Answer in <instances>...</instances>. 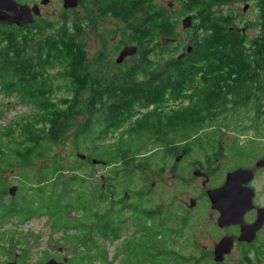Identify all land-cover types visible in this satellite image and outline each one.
Segmentation results:
<instances>
[{
    "label": "trees",
    "instance_id": "obj_1",
    "mask_svg": "<svg viewBox=\"0 0 264 264\" xmlns=\"http://www.w3.org/2000/svg\"><path fill=\"white\" fill-rule=\"evenodd\" d=\"M91 1L98 12L113 14L121 24L123 39L137 46L129 61L110 67L108 63L102 64L104 52L93 58L91 64L87 61L80 39L84 27L90 25L88 18L64 19L62 25L45 36L39 33L50 28L46 25L38 32L37 28L43 27L41 22L22 28L0 23V90L14 93L19 103L33 104L40 112L34 121H25L21 135H14L11 127L0 133V176L5 170L21 169L18 180L21 190L27 192L20 202L12 198L6 201L5 187H1L0 248L8 233L1 228L3 223L15 219L21 224L34 216L53 217L56 229L65 233V243H86L88 248H97V237L112 242L119 238L125 225V219L117 212L105 218L93 213L96 225L88 227L70 225L68 217L74 212L88 217L92 207L105 203V194L111 189L107 182L86 187L91 174L83 169L96 165L92 159L116 167L112 176L124 173L129 177L131 165L144 168L154 158L141 153L144 139L155 137L156 144L161 142L155 148L163 146L165 158L175 149L167 146L170 142L188 136L195 139L200 131L208 129L219 132L232 127L230 131L234 132L242 129L244 123L251 125L264 119V114H255L251 120L243 116L226 124L233 111L236 116L248 104H259V108L264 105L256 96L257 91L264 90L263 84L256 82V77L264 75V38L251 42L255 45L253 50L245 49L244 35L231 29V23L213 11L216 5L231 0H180L187 13H193L197 21L193 27L200 29L201 35H194L193 49L184 58L165 62L152 56L168 46L170 42L166 40L172 39L176 22L155 4L156 0ZM191 89L188 114L166 115L162 123L161 116L148 112L143 114L147 119L142 123L138 120L137 125H130L140 111L152 105L154 110H161L163 102L187 98L185 91ZM58 90L62 96L56 98ZM67 138L73 142L74 152L85 157L84 160L77 157L80 167L65 170L63 163L53 157L31 179L26 173L30 165L51 155L52 149ZM230 145L238 154L241 148L238 143ZM65 173H68L66 182L61 184ZM130 208L133 217L138 214L144 217L143 229L149 230L155 213ZM113 214L116 216L112 217ZM71 229L76 233L70 236ZM98 257L106 262L104 250ZM81 261V256L74 257L71 263Z\"/></svg>",
    "mask_w": 264,
    "mask_h": 264
},
{
    "label": "rangeland",
    "instance_id": "obj_2",
    "mask_svg": "<svg viewBox=\"0 0 264 264\" xmlns=\"http://www.w3.org/2000/svg\"><path fill=\"white\" fill-rule=\"evenodd\" d=\"M15 1L29 6L35 2L40 3V0ZM244 3L227 2L216 5L213 11L219 18L222 16V19L228 20L231 25L234 22L236 27L245 29L246 45L251 46V42L262 38L260 35L264 32V9L259 15L256 0H251L247 2L249 11L243 14L241 9ZM155 4L162 7L170 19L176 22V27L171 41H166L170 42L168 46L160 52L153 53L152 58L163 62L173 58L177 59V56L184 52L187 46L193 47L194 35L196 33L201 35V30L194 29L193 26L197 24L194 19L190 29H182V19L193 13H187L189 11L184 9L180 0H156ZM40 8L41 15L38 20L43 27L37 28V31L44 29L46 25L50 28L41 31L39 33L41 36L58 28L64 23V19L73 20L72 11L63 9L62 0H49L48 4L41 5ZM106 15L100 18H95L92 15L89 17L91 28H87L90 25L84 27V35L81 36L80 42L84 46L86 58L90 64L93 58L104 52L106 58L102 60L104 62L102 64L108 63L110 67H113L116 66L115 59L120 51L126 45L134 44L123 39L119 20L113 14ZM79 20L82 21L83 18ZM93 23L95 24L93 25ZM202 29L206 32L205 24L202 25ZM36 37L38 39L37 34ZM57 82L55 79L54 84ZM54 95L59 98L62 96V92L55 91ZM185 96L187 101L174 103L167 100V102H163L162 109L159 111L154 110L155 107L151 108L154 111L153 115L161 116V122L164 123L166 115H169L175 108L178 110L190 108L191 95L186 92ZM145 112L140 111V115ZM235 112L233 111V114L226 118V124H232L233 121L243 116L251 120L253 116L251 104L241 108L236 116ZM39 113L38 108L33 104H21L14 93L8 94L0 90V133L11 127L14 135H21L25 121H34ZM140 115L135 117L130 125H136ZM242 126V129L234 132L230 131L232 127H229V131L228 129L219 132H214L211 129L200 131L195 139H192L197 142L192 144L186 164L180 168L181 176H173V173L166 168L165 163L168 159L162 157L164 151L160 147L155 148L158 146L155 143V137L144 139L140 145L141 153L154 155V158L148 161L149 165L144 168L131 165L128 171L131 172L129 177L124 173H117V177L112 176L116 167L108 165V163L86 166L83 171L91 174V178L86 181V187L88 184L90 186V183L100 185L107 182L111 189L107 190L105 194V203L99 207H92L88 211V217H83L79 212L68 214L70 225L77 223L87 227L95 226L96 222L91 217L93 213L97 212L101 214L102 218H105L107 214L117 212L121 218L125 219V225L121 229L119 238L110 242L97 237L98 247L88 248L86 243L85 245L79 242L65 243V233L56 229L55 220L51 216H34L21 224L12 219L3 223L1 227L8 233L7 239L4 241L6 243L3 248H0V264L9 262L43 264L51 258L61 261L65 257H69L66 264H72V258L80 256L82 257L81 264H107L106 262H110V264H217L213 261V255L209 256L208 253L213 244L217 242L219 235L216 226L218 213L213 212L209 201L205 200L201 182L194 179L192 171L187 168V163L200 161L205 164L206 156L215 152L219 153L218 160H212L216 166L212 183H217L223 180L227 172L234 170L237 166H246L242 163L249 162L247 156L235 155L236 152L231 150V143L237 142L240 147H247L242 148L241 151L244 152L247 149L250 156L257 155L259 152L257 157L262 156L264 153V119L251 122V125L244 123ZM214 138H217L218 142ZM209 140L212 143L208 142ZM199 141L201 146L205 144L203 149H200ZM217 143L219 147L209 149V145L217 146ZM76 154L73 150V142L67 138L62 144L52 149L51 155L41 161H34L26 173L34 180L37 169L50 162L53 157L63 163L65 170L77 169L80 164ZM257 157L248 165L253 163ZM21 172V169H8L0 176V180L5 183L6 201L12 198L20 202L27 194L26 190H21L22 186L18 180V175ZM67 176L68 173L63 175L61 184L66 182ZM8 184L9 186H18L14 197L7 195ZM255 184L260 192L259 199L262 200L264 197V171ZM58 190L62 191L60 188ZM124 192H127L128 199L124 198ZM190 198H196V204L192 210H189L187 206ZM127 206L154 212L156 219L152 222V227L149 230L143 229L144 217L139 214L137 215L138 219L136 216L133 217ZM115 216L116 214L112 215V217ZM75 233L76 230L71 229L68 234L71 236ZM11 239L14 242L9 241ZM102 250L107 255L106 262L98 257ZM260 257L262 258L245 262L231 256L220 264H264V256Z\"/></svg>",
    "mask_w": 264,
    "mask_h": 264
},
{
    "label": "flooded vegetation",
    "instance_id": "obj_3",
    "mask_svg": "<svg viewBox=\"0 0 264 264\" xmlns=\"http://www.w3.org/2000/svg\"><path fill=\"white\" fill-rule=\"evenodd\" d=\"M248 1H251V0H231L230 2H238V3L245 2L243 4L242 9H241V13L244 14V13H247L249 11V4L247 3ZM256 2H257V7L259 9V15H260V14H262V11L264 9V0H256ZM34 5H38L40 14L39 15H33L34 21L32 23L22 25L21 27H18L15 25H11V26H14L16 28H22L24 26H31V25H34L36 22H39L38 19L41 15V8H40L41 5L39 3L35 2L30 7H32ZM72 9H74V10H72ZM64 10H66V11L71 10L73 13V20H75V21H78L81 18H83V19L88 18L89 19V17L91 15L94 16L95 18H100L106 14H107L106 16H110V12H105V13L101 12L100 13L97 10H95L94 5H93L91 0H80L77 2V5L75 7L70 8V9H64ZM3 24H6V23H3ZM87 28H91V25ZM231 29L235 30L236 32H239L240 34L245 35L244 34L245 29L236 27L234 22H233ZM260 36H262V38H264V32ZM244 48L245 49L248 48V50H253L255 48V45H251V46L245 45ZM129 58L130 57H128V59ZM125 60H127V58H125L124 61ZM122 63H120V64H122ZM120 64H116V65H120ZM257 72H259L260 74L262 73L261 70H258ZM256 79H257V81H256L257 83L263 84V86H264V75L258 76V77H256ZM186 92H188V94L191 96L193 95L192 89L186 90L185 93ZM256 96L261 98L262 102L264 103V90L262 93L257 91ZM182 101H187V98H183V99L179 98L178 100L173 101V102L179 103ZM189 101L191 102V100H189ZM153 107H155V105H152L148 109H145L142 111H146L145 114L148 112L153 114L154 111L151 109ZM251 110L253 112V115L264 114V105L262 108H259V104L251 105ZM173 113L188 114L189 108L182 109V110L181 109L178 110L177 108H175V110L171 111L169 113V115L173 114ZM142 117H143V115H140V118L138 120H141V121L139 123H142L145 119H147L146 117H143V118ZM192 138H190L188 136L187 138L185 137V139H183V140L181 139L180 141H173L167 145V146L175 147V149H171L169 151V153L165 156V158L168 159V161L165 163V166L167 169H169L173 173V176H175V175L181 176L180 172H179L180 168H181V166L186 164L185 162L188 159V155H190V153H191L192 144L197 142V140H192ZM160 143L161 142H158V145ZM163 145L165 147H167L165 145V142H163ZM199 145H200V149H203V146L205 144L201 146V142L199 141ZM217 147H219L218 143H217V146L209 145V149H212V148L216 149ZM161 148H164V147L162 146V147H160V149ZM242 148L244 149L247 147L242 146L240 148V150L238 151V154H236V156H239V157H246L247 156V161H249V162L248 163H242V165H246V166H237L235 169L243 168V169L253 170L252 180L250 182H248L247 184H245L244 186L253 189L254 197H253L252 202H253L254 208L245 211L241 216V221L237 224L230 225L227 227H218V225L216 223L217 230H219V235L217 236V242H215L213 244V247L210 250V252L208 253V255L209 256L213 255L214 247H215L216 243H218L221 239L226 238L228 241L231 242V249H230L229 254L225 255L224 260L228 259L231 256H235V259H237V260L248 262L251 259H259V258L261 259L262 257H260V256H264V223L255 232L252 239H251V231H248L247 233L243 232V234H242V230L246 229L249 225L253 224L256 221L257 215H258V209L264 207V197H262V200L259 199L260 192H259V190L255 184V182L259 178L260 174L264 171V153L260 157H257L260 152L257 153V155L255 154L253 156H250V152L247 149L243 152V151H241ZM258 150H260V149L258 148ZM218 154L219 153L215 152L213 154H210L209 156H206L205 157V159H206L205 164L200 162V161L199 162L189 161L187 163V168H188V170H191L192 173L194 170H200L202 173H204L207 176V181H206V178L204 176H199V177L193 176L196 181L201 182V187L204 189V193H205V198H206L205 200H207V201H209L207 198V194H206L207 191L210 189L218 188L220 185H222V183L225 180L226 174L228 173L227 172L225 174L223 180H220L217 183H212L214 173H215V169H216V166H215V164L212 163V160H215V159L218 160V158H217ZM255 157H257V158L253 161V163L248 165ZM204 181H206V182L203 185ZM3 184L5 185V183L2 180H0V192L2 191L1 187L4 186ZM7 187L8 188L10 187L9 184L7 185ZM124 198L128 199V197H126V196H124ZM192 199L195 200V204H196V198H190L189 201ZM235 205H236V212H237V208H238V202L237 201H235ZM187 206H188L189 210H192L195 205L193 207H189V202H188ZM127 209H129V211H130L131 208L127 206ZM213 212L218 213L215 210H213ZM130 213H131V211H130ZM131 215L134 216L132 213H131ZM218 216H219V213H218ZM217 217H216V220H217ZM237 218H240L239 213H237ZM240 238H242V239H240ZM250 239H251V241H248ZM222 262H220V263H222ZM220 263H217V264H220Z\"/></svg>",
    "mask_w": 264,
    "mask_h": 264
},
{
    "label": "water",
    "instance_id": "obj_4",
    "mask_svg": "<svg viewBox=\"0 0 264 264\" xmlns=\"http://www.w3.org/2000/svg\"><path fill=\"white\" fill-rule=\"evenodd\" d=\"M80 0H62V6L64 9H70L77 5V2ZM49 0H41L40 5L48 4ZM38 5L32 7L26 4H19L15 0H0V22L6 23L8 25H15L21 27L22 25L32 23L33 15H39ZM193 16L188 14L186 15L181 22L183 30H188L193 25ZM169 41V40H166ZM171 41V40H170ZM192 46H187L186 50L177 56V59H182L192 51ZM137 52L136 45H126L119 53L115 59L116 64H120L124 61L125 58L132 57ZM77 157L81 160H84V155L77 154ZM92 164H101L104 165L103 161L96 159L91 160ZM192 175L194 177L204 176L207 181V176L202 173L200 170H194ZM103 178V177H102ZM253 178V170L238 168L232 170L226 174L225 180L218 188L210 189L207 191V198L210 203V208L219 213L216 223L218 227H227L230 225L237 224L241 221L242 214L254 208L253 189L244 186L250 182ZM203 182V185L205 182ZM18 191V186L12 185L8 188L7 195L9 197H14ZM124 196L128 197L127 192L124 193ZM235 201L238 202V208L236 212ZM195 205V200L189 201V207ZM237 213H239L240 218H237ZM264 223V207L258 209V215L256 221L249 225L246 229L242 230V234L251 231V239L255 232L263 225ZM242 239V238H240ZM248 240V241H251ZM231 249V242L226 238L221 239L216 243L213 252V261L215 263H220L224 260L225 255L229 254ZM69 260V257L63 258L61 261H56L54 259H49L43 264H66ZM8 264H15V262H9Z\"/></svg>",
    "mask_w": 264,
    "mask_h": 264
}]
</instances>
